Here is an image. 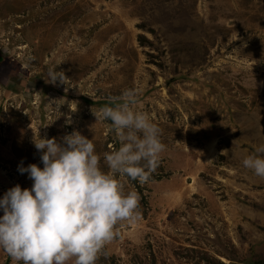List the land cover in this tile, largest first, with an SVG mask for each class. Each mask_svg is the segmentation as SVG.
I'll use <instances>...</instances> for the list:
<instances>
[{
    "label": "rangeland",
    "instance_id": "374dc122",
    "mask_svg": "<svg viewBox=\"0 0 264 264\" xmlns=\"http://www.w3.org/2000/svg\"><path fill=\"white\" fill-rule=\"evenodd\" d=\"M186 2L0 0V197L43 166L34 136L79 131L107 171L119 141L93 112L124 89L160 129L148 179L118 177L138 217L96 264H264V178L241 163L264 143V0Z\"/></svg>",
    "mask_w": 264,
    "mask_h": 264
},
{
    "label": "clouds",
    "instance_id": "9594fccd",
    "mask_svg": "<svg viewBox=\"0 0 264 264\" xmlns=\"http://www.w3.org/2000/svg\"><path fill=\"white\" fill-rule=\"evenodd\" d=\"M51 82L63 80L49 69ZM136 92L124 89L93 112L96 120L110 121L119 146L103 153L107 167H100L92 139L73 130L60 142L55 137L34 136L40 152L36 163L18 165L27 173L30 188L19 184L0 197V249L20 264H96L114 238L120 221L138 217V194L124 191L118 177L144 183L159 163L164 145L160 129L141 110ZM244 168L264 178V143L245 156Z\"/></svg>",
    "mask_w": 264,
    "mask_h": 264
},
{
    "label": "trees",
    "instance_id": "16d2710c",
    "mask_svg": "<svg viewBox=\"0 0 264 264\" xmlns=\"http://www.w3.org/2000/svg\"><path fill=\"white\" fill-rule=\"evenodd\" d=\"M5 59V55H4V51L3 50H0V63ZM185 76H187L188 74H183ZM208 259L210 262L212 263H217V264H225L223 261H221L220 259L214 257V256H211L209 255L208 256Z\"/></svg>",
    "mask_w": 264,
    "mask_h": 264
},
{
    "label": "crops",
    "instance_id": "0c3cea01",
    "mask_svg": "<svg viewBox=\"0 0 264 264\" xmlns=\"http://www.w3.org/2000/svg\"><path fill=\"white\" fill-rule=\"evenodd\" d=\"M185 2H186V0H185ZM187 2H188V0H187ZM187 2H186V5H187ZM188 6V5H187Z\"/></svg>",
    "mask_w": 264,
    "mask_h": 264
}]
</instances>
